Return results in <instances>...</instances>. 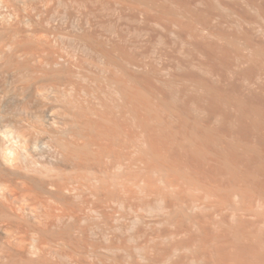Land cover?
I'll return each mask as SVG.
<instances>
[{
	"label": "rangeland",
	"instance_id": "obj_1",
	"mask_svg": "<svg viewBox=\"0 0 264 264\" xmlns=\"http://www.w3.org/2000/svg\"><path fill=\"white\" fill-rule=\"evenodd\" d=\"M0 13L1 112L46 150L0 174L37 181L0 195V264H264V0Z\"/></svg>",
	"mask_w": 264,
	"mask_h": 264
},
{
	"label": "bare ground",
	"instance_id": "obj_2",
	"mask_svg": "<svg viewBox=\"0 0 264 264\" xmlns=\"http://www.w3.org/2000/svg\"><path fill=\"white\" fill-rule=\"evenodd\" d=\"M18 16H23V15H18ZM0 17H1V13H0ZM2 25L4 26L5 24H2ZM12 26L13 24H9L10 28ZM33 32L34 31L27 32V31H23L20 29L17 30L15 32L16 35L14 36L15 38L13 42L8 44V49L15 55H19V54L26 55V53L21 48V46L25 44L26 38L36 36V34H33ZM25 108H26V104L25 106L23 104L22 109H25ZM1 109L2 107L0 108V174L2 175L3 173H5L7 176L12 174L13 172H15L14 170L20 169V166L24 162L28 161V157L35 159L33 160L34 165H39L40 158H36V157H41L42 154H44L46 150L42 146H39L38 144L39 141L36 138L26 139L24 138V136L17 135L14 131L13 123L11 121L6 123V115L4 111L1 112ZM35 112H36V116L42 120H45L48 122L52 120V117L51 116L47 117L45 112L41 108H38L37 111ZM25 167H28V164H25ZM12 170L13 172L10 173ZM4 177L0 176V195H2L4 198H7V197L8 198L11 197V199L14 198L15 202H18L16 200V196H18L20 191L23 189H28V186L32 184L30 183L32 180L36 181L35 179H32V180L30 179L31 181L29 182V180L26 179V177L25 178L23 177L20 179L18 178V180L8 179ZM45 185L46 184H44V186ZM41 186L43 187V185ZM23 196H24V199L22 200V203H20V209H24V210L33 212L34 214L38 215V213L35 212V210L33 209V206L36 204H39V205L42 204L40 197L38 195H35L33 197V196H29L28 194H23ZM55 211L56 213L53 212V206H51L50 210L46 212L45 215L47 216V215L56 214V215L61 216V215L67 214L66 210H63L58 207L55 208Z\"/></svg>",
	"mask_w": 264,
	"mask_h": 264
}]
</instances>
